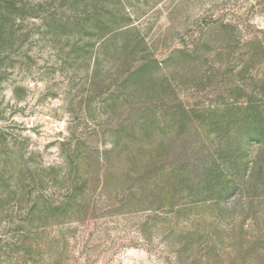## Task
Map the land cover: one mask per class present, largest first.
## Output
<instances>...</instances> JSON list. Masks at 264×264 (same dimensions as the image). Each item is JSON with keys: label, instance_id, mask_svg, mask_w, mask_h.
I'll list each match as a JSON object with an SVG mask.
<instances>
[{"label": "rangeland", "instance_id": "1", "mask_svg": "<svg viewBox=\"0 0 264 264\" xmlns=\"http://www.w3.org/2000/svg\"><path fill=\"white\" fill-rule=\"evenodd\" d=\"M0 264H264V0H0Z\"/></svg>", "mask_w": 264, "mask_h": 264}]
</instances>
